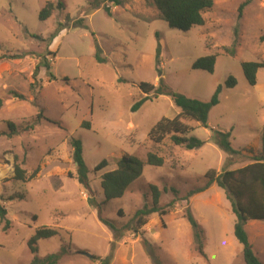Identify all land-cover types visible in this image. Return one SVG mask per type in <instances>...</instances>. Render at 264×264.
Segmentation results:
<instances>
[{
    "label": "rangeland",
    "instance_id": "rangeland-1",
    "mask_svg": "<svg viewBox=\"0 0 264 264\" xmlns=\"http://www.w3.org/2000/svg\"><path fill=\"white\" fill-rule=\"evenodd\" d=\"M47 1L56 2L0 0V57L22 56L0 60V198L8 212L6 220H0V264H30L28 242L43 227L59 235L39 241L40 257L58 253L63 246L72 251L59 264H100L83 253L106 258L112 245L111 264H245L243 246L234 235L236 217L225 192L213 185L188 201L183 199L206 185L209 170L220 173L229 160L212 140L215 130L231 132L233 148L242 150L244 157L262 151L264 68L258 71L256 86H251L241 63L264 62V0H253L241 18L238 9L246 0H214V7L204 14L205 25L188 32L157 20L156 10L145 0H126L122 7H112V17L103 8L88 12L87 0H64L65 10L42 22L39 13ZM80 19L86 28H72ZM59 23H67L69 29L50 43ZM235 39L237 54L230 57L222 48L232 46ZM96 45L105 63L96 60ZM211 54H218L214 74L193 70L197 59ZM43 57L51 69L40 67L34 81ZM229 77L236 79V87H226ZM160 79L172 90L203 102L222 87L220 103L209 114V128L196 126L192 133L206 142L202 148L187 151L169 142L156 147L150 142L148 134L161 119L180 113L169 97L156 99L153 94L132 112L146 97L140 84L157 87ZM40 114L43 118L34 129L24 131ZM7 122L19 131L11 139L1 136L8 131ZM83 123L89 129L82 128ZM72 138L83 143L91 193L69 178L77 175ZM148 152L162 156L164 166L146 165L123 198L105 202L102 175L116 169L125 154L145 160ZM104 160L108 167L95 172ZM233 161L230 169L251 163L242 156H234ZM15 163L27 176L38 167L41 171L36 179L23 183L15 179ZM150 185L161 191L174 187L182 200L166 216L153 214L147 225L138 228L132 219L144 204L152 205ZM174 198L170 190L163 192L160 205L167 207ZM188 207L204 230L206 258L195 249L193 230L185 218ZM100 218L115 225L122 235L119 240ZM245 229L264 264V221L248 222Z\"/></svg>",
    "mask_w": 264,
    "mask_h": 264
},
{
    "label": "trees",
    "instance_id": "trees-1",
    "mask_svg": "<svg viewBox=\"0 0 264 264\" xmlns=\"http://www.w3.org/2000/svg\"><path fill=\"white\" fill-rule=\"evenodd\" d=\"M104 1L110 3V6L103 5ZM253 0H246L242 3L238 9V17L241 18L244 9ZM88 12H93L103 8L109 17L113 16L112 7H122L126 0H87ZM147 6L152 7L157 12V20L163 21L172 29L188 32L194 27H201L205 25L204 14L211 10L215 3L214 0H145ZM103 6V7H102ZM66 4L64 0L47 1L44 7L40 10L39 20L42 22L50 19L55 12L64 11ZM67 21L70 18L67 17ZM150 23V22H148ZM72 28H86L84 19L76 21ZM69 29L67 23H59L56 30L49 37V42L52 43L59 34ZM34 39L41 40V36L31 35ZM237 36V34H236ZM261 41H264V35L261 37ZM237 40L233 42L230 47H223V51L230 57H235L237 54ZM161 54V45L157 50V60H159ZM96 60L99 63H105L106 60L102 57V51L98 45H96ZM18 60L21 59V55H5L0 57L1 59ZM218 54H211L201 57L193 64V70H202L208 73L214 74L215 66L217 62ZM41 65L36 66L33 73V80L36 81L38 77L39 68L43 67L47 71H50L51 66L42 58ZM241 67L244 76L251 86L257 84L258 71L264 68V62L247 61L242 62ZM51 78H55L51 75ZM35 83L31 84L33 90ZM227 88H234L237 86V81L233 77H229L226 81ZM140 90L146 95L143 99L137 102L132 108V112H137L139 109L150 100V95L153 94L154 98L159 96L169 97L174 105L180 109V113L172 119H161L149 132L148 138L152 142L153 146H159L169 142L174 148H184L187 151H193L202 148L206 142L192 136V133L196 130V126L203 128H209V114L213 107L219 105L220 94L222 87L219 86L215 90L212 98L208 102H203L197 99H192L184 94L176 92L168 87L163 79H160L159 85L156 87L149 83H141ZM18 98L24 99V96L18 95ZM3 101L0 99V109L2 108ZM42 115H38L36 123L24 129V131L33 130L34 127L42 119ZM194 122V123H193ZM82 128L89 129L88 123H83ZM7 132L1 133V136H5L8 139L13 138L19 134L18 127L13 122H7ZM232 133L227 131L215 130L213 132L212 140L230 157L226 163V166L220 173L215 170H209L205 179L207 183L204 187L192 190L187 194L184 201H188L193 196L203 193L216 185L218 188L225 192L226 198L229 200L232 208V212L236 217V223L234 228V235L237 241L243 246V258L245 264H262L259 257L254 252V247L250 241L249 235L246 232L245 225L251 221H264V128L262 130V151L259 155H252L244 157L242 150H236L231 143ZM71 146L73 148V160L77 167V175L74 177L72 174L69 178L76 179L81 187L90 190L89 174L90 171L85 163L83 156V143L80 139L72 138ZM234 156H242L243 159L251 161L250 164L241 167L239 169H230L235 164L233 161ZM165 159L155 152H148L146 159L143 160L136 155L125 154L120 158L117 163V168L104 173L101 177V188L105 197V202L121 199L128 192L130 187L139 180L144 172L146 165L153 167H163ZM108 161L104 160L96 166L95 172L102 171L108 167ZM41 169L38 167L30 176H27V172L20 167L17 163L14 166L15 179L17 181L27 183L36 179ZM152 194V205L144 206L137 210L133 216L132 224H135L138 228H142L147 225L149 218L153 214H158L160 217H164L169 214L173 206L179 202L177 196L178 190L174 187L168 189L165 187L161 191L158 186L150 185ZM171 191L175 198L167 206L162 207L160 200L162 193ZM100 208V204L97 205ZM8 215L7 209L2 204L0 198V220H6ZM185 218L189 222L193 230V240L196 251L206 258L205 245H204V230L196 220L191 209L188 207L185 212ZM100 221L108 226L114 232V240L117 241L122 235L118 232L115 225L109 220L100 218ZM130 226L126 228L129 231ZM125 230V229H124ZM123 230V231H124ZM138 230L135 229V232ZM59 232L49 227H43L36 231V233L30 238L28 247L33 255V259L30 264H59V262L72 251L65 246L55 254H50L46 257L39 256L38 243L42 239H49L58 236ZM149 246V251L155 263H158L154 252ZM114 257V245L111 246V252L106 258H100L93 256V261H98L100 264H111ZM159 264V263H158Z\"/></svg>",
    "mask_w": 264,
    "mask_h": 264
},
{
    "label": "water",
    "instance_id": "water-1",
    "mask_svg": "<svg viewBox=\"0 0 264 264\" xmlns=\"http://www.w3.org/2000/svg\"><path fill=\"white\" fill-rule=\"evenodd\" d=\"M83 255L87 256L88 258L92 259L93 255L89 254V253H83Z\"/></svg>",
    "mask_w": 264,
    "mask_h": 264
},
{
    "label": "crops",
    "instance_id": "crops-1",
    "mask_svg": "<svg viewBox=\"0 0 264 264\" xmlns=\"http://www.w3.org/2000/svg\"><path fill=\"white\" fill-rule=\"evenodd\" d=\"M192 199V198H191Z\"/></svg>",
    "mask_w": 264,
    "mask_h": 264
}]
</instances>
